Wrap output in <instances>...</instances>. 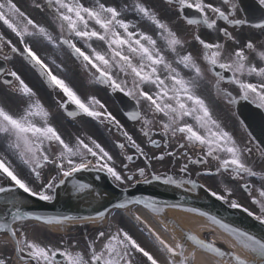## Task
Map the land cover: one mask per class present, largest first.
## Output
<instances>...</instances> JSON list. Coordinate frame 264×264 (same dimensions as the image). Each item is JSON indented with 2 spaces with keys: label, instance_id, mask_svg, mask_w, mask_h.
<instances>
[{
  "label": "snow or ice",
  "instance_id": "6c2138e0",
  "mask_svg": "<svg viewBox=\"0 0 264 264\" xmlns=\"http://www.w3.org/2000/svg\"><path fill=\"white\" fill-rule=\"evenodd\" d=\"M162 5L164 11L176 12L187 26L196 28L192 38L200 46L199 56L180 51L189 42L161 18L155 5L145 0H132L131 5L107 0H32L31 7L47 16V25L23 11L17 0H0V24L20 45L0 32L2 60H11L8 53L19 56L58 97L53 101V110L17 70L0 66V199L4 206L0 233L6 236L0 244L7 246L0 251V264H140L138 256L144 264H161L160 258L119 226L115 230H96L91 238H84L83 248L75 240L61 239L62 246H58L29 237L24 227L27 221L61 228L79 222L103 223L108 209L97 211L95 216H43L23 210L18 193L50 202L55 199L58 186L69 180L77 194L90 193L92 185L75 178L84 171L104 172L117 186L134 180L145 184L156 181L193 192L200 186L191 178L189 166H205L197 175L224 174L234 182L243 181L238 187L247 193L258 212L230 199L234 193L227 185L223 194L208 188L211 197L231 209H241L264 225V184L257 187L251 183L257 177L264 182V171H256L248 162L254 154L264 160V141L257 142L251 132L243 143L238 141L200 91L210 85L215 97L229 106L244 100L264 111V51H258L252 36L244 31L260 30V35H264V0H252L247 8L243 7V0H222V6L206 0H162ZM256 12L260 15L253 18ZM128 14L134 19H128ZM141 22L153 26L155 36L144 30ZM201 28L215 30L218 38H202ZM219 37L224 38L223 42ZM33 41L66 51L73 64L88 74L90 84L130 99L133 108L125 116L140 123L149 145L157 149L163 146L164 151L159 155L146 152L96 95L82 98L66 76L57 74L67 69L55 59L41 56ZM158 41L163 42V49ZM224 84L235 85L237 93L222 87ZM141 105L146 112L141 111ZM57 114L73 120L84 116L109 130L115 128L125 141L116 146L121 150L134 149L132 154H124L123 160L143 158L144 166L130 172L129 163H122L118 170L114 156L92 136L75 135L73 139L70 135L66 139L55 123ZM240 125L248 127L244 121ZM154 128H158L162 145L153 138ZM172 140L176 141L175 148L168 150ZM166 157L174 164L184 161L176 174L149 171L154 162L163 163ZM210 161L215 162L214 169L208 166ZM137 175L140 180H136ZM36 181L40 183L34 186ZM129 205H141L158 216H165L168 208L183 209L204 217L209 227L228 238L230 250H225L215 240L201 239L176 221L162 219L165 232L170 231L168 224H172L183 234V239L173 235L170 243L140 215H135L134 219L154 238L165 264H264V236L215 214L150 196L125 198L112 208L127 209ZM187 242L193 245L191 249ZM9 248L11 256L4 254Z\"/></svg>",
  "mask_w": 264,
  "mask_h": 264
},
{
  "label": "water",
  "instance_id": "95a60500",
  "mask_svg": "<svg viewBox=\"0 0 264 264\" xmlns=\"http://www.w3.org/2000/svg\"><path fill=\"white\" fill-rule=\"evenodd\" d=\"M260 117L257 110H247ZM262 122V121H261ZM249 123V122H248ZM261 126L264 128V124ZM252 134L256 136L260 142L262 141L254 131ZM101 181H95L90 175L85 173H79L76 175V179L92 185L90 193L77 194L70 183H66L60 190L59 194L56 195L55 201L45 202L40 201L35 197H30L28 194H21L20 199L22 200L23 210L31 211L43 216H54V215H74V216H92L97 211H104L112 207L113 204L125 199L132 198L137 193L134 191L126 192V190H118L109 179L99 174ZM152 186L150 184H140L136 190H139V197H149ZM99 195H96V194ZM202 197H195L186 192L178 194L164 195L163 197L169 201H179L185 206H191L200 208L209 213L215 214L226 222L232 223L236 226L244 228L258 236H264V225H260L259 222L255 221L252 217H249L241 209H231L226 206L223 202L216 200L213 197L201 195ZM168 204H172L168 202ZM11 210L10 208L8 209Z\"/></svg>",
  "mask_w": 264,
  "mask_h": 264
},
{
  "label": "bare ground",
  "instance_id": "6f19581e",
  "mask_svg": "<svg viewBox=\"0 0 264 264\" xmlns=\"http://www.w3.org/2000/svg\"><path fill=\"white\" fill-rule=\"evenodd\" d=\"M132 212L135 215H140L144 220L148 222V224L154 228L157 232L160 233V235L168 240L170 243L172 241V236L175 235L179 239H183V234L180 232L179 229H174L172 224H168V228L170 231L165 232L163 230V226L160 223V221L151 214L147 209L143 208L139 205H134L131 208ZM126 217L130 218L128 211H123ZM165 214H168L169 216L162 217L163 220L171 219L179 223L185 230L191 231L195 235H199L200 232H208L209 237L211 240H215V242H220L229 247L228 244V238L224 236L222 233L219 232L217 229H213L207 225V222L198 217L197 215L193 213L186 212L182 209H174V208H168L166 209ZM141 245L144 246L147 250L153 252L154 255H156L161 260V264H165V261L163 259L162 254L158 253L152 248V244L149 240V238L144 234L143 240L141 242ZM189 249H191L189 247Z\"/></svg>",
  "mask_w": 264,
  "mask_h": 264
},
{
  "label": "flooded vegetation",
  "instance_id": "af4514ba",
  "mask_svg": "<svg viewBox=\"0 0 264 264\" xmlns=\"http://www.w3.org/2000/svg\"><path fill=\"white\" fill-rule=\"evenodd\" d=\"M30 2H32V0H30ZM0 31L1 32H5V30L3 29V27L0 25ZM8 39H10L7 35H5ZM252 38H257L259 41L262 40V36L260 34H251ZM7 51V50H6ZM2 55L3 54H0V58H2ZM147 111V110H145ZM214 114L217 116V110H213ZM121 124L124 125V128L129 132L130 135L133 136L134 139L137 140V123H135L134 125H131V123L125 121V120H122L121 118L119 119ZM191 122V121H189ZM153 138L158 140V141H161V145H162V137L158 134V128H154L153 130ZM175 144H176V141L175 140H172L170 142V146H169V149L168 150H172L173 148H175ZM164 151V148L163 146H161L159 149L157 148H153L152 146H149V149H148V153L150 155L152 154H156V155H159L160 152ZM184 161H179L178 163H171L170 162V159L166 157L165 161L163 163H153V167L152 169H150L149 171H156L158 173H164V172H168L170 174H176L177 171H178V167H179V164L180 163H183ZM200 166L201 165H190V175L191 176H197V173L198 172H201V169H200ZM213 166V169L215 167V162L214 161H210L209 162V167ZM44 175L46 176L47 175V172L44 173ZM85 234L88 235V232H85V227H82V228H78L76 230H71V231H68L66 233H64V235H59L53 239H50L49 237H47L44 233H38V236L37 238L41 241H44V242H50L52 243L53 245H58V246H62L60 245V241L61 239H63L64 241H67V242H71L73 240L77 241L79 243V245L81 246V248H83L84 246V238L85 237H88V236H85ZM5 239L3 238H0V241H3ZM7 247L6 245H3V244H0V251H3V249ZM4 254L6 255H9L11 256V250L10 248L8 249L7 252H4Z\"/></svg>",
  "mask_w": 264,
  "mask_h": 264
},
{
  "label": "rangeland",
  "instance_id": "374dc122",
  "mask_svg": "<svg viewBox=\"0 0 264 264\" xmlns=\"http://www.w3.org/2000/svg\"><path fill=\"white\" fill-rule=\"evenodd\" d=\"M109 3H113L115 2V0H107ZM124 3H128L130 2V0H122ZM78 80L76 78V76H73L72 78L68 79V82L70 84H73L75 87V85H77L78 83H76ZM31 86V85H30ZM34 88V90L38 91V93L40 94H43V92L41 91V89H39L38 87H35V86H32ZM76 88V87H75ZM79 88L82 89V87L79 85ZM91 95V93L89 92V89L87 87V85L85 84V97L86 96H89ZM105 99L107 100L108 102V109L109 110H115V106L113 103H110V100L108 99V97H105ZM224 113V112H223ZM224 121L223 123L226 125L227 129L229 130V125L227 124L228 123H233L232 125V131L235 133L238 141H240L241 143H243L245 140H246V133L243 131V130H240L238 127H237V123H236V120L235 118L229 116L228 113L225 114L224 116ZM62 119L60 117H58V121L59 123L61 124L60 127H59V131L62 133V135L67 139L69 138V136L65 133V126L64 124L62 123L61 121ZM227 120V121H226ZM107 135L108 137V141H109V146L106 147V150H108L110 152V154H112L114 156V159L116 160V157H115V146L113 143H110V140H109V137L112 136V133L107 132L105 131V136ZM256 159H261L258 155L254 154L253 157L251 159L248 160V162H251V161H255ZM262 160V159H261ZM261 166L264 168V160H262V164ZM238 183L239 182H230L228 180H219L218 181V192H220L221 194H223V188L225 185H227L229 188H231L233 191H234V194L231 198H235L237 199L240 203H242L244 206L248 207L250 210L254 211V212H258V208L257 206H253L252 205V202H251V199L246 196V194L243 192L242 189H240L238 187ZM264 184V182H260V185ZM253 194H256L255 191ZM113 217H116V216H121V214L119 213V211H115L112 213ZM31 227L32 228H39V227H42V225L40 224H31ZM43 228V227H42Z\"/></svg>",
  "mask_w": 264,
  "mask_h": 264
}]
</instances>
